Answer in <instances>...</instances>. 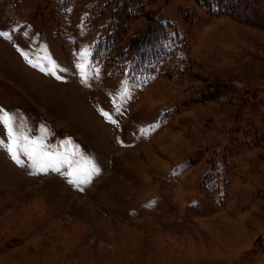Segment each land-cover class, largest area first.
I'll return each mask as SVG.
<instances>
[{
  "label": "rangeland",
  "instance_id": "obj_1",
  "mask_svg": "<svg viewBox=\"0 0 264 264\" xmlns=\"http://www.w3.org/2000/svg\"><path fill=\"white\" fill-rule=\"evenodd\" d=\"M93 1L0 4V109L52 155L17 164L0 125V264H264V0H143L111 58L157 18L175 36L135 77L91 60ZM65 153L99 174L81 184Z\"/></svg>",
  "mask_w": 264,
  "mask_h": 264
},
{
  "label": "trees",
  "instance_id": "obj_2",
  "mask_svg": "<svg viewBox=\"0 0 264 264\" xmlns=\"http://www.w3.org/2000/svg\"><path fill=\"white\" fill-rule=\"evenodd\" d=\"M51 7L54 1L60 2L61 8L65 9L70 0H44ZM198 0L200 5L209 12L222 13L230 11L234 13L235 8H249L255 0ZM9 2L18 5L20 0H0V4ZM235 5L232 9L229 3ZM233 7V6H232ZM144 9L143 0H95L88 5V23L94 25L99 23L98 35L92 48V61L105 65L112 74L149 75L161 73L167 60L169 51L167 43L175 35V25L171 22L150 21L143 29L134 34L128 47L111 58L116 46L120 43L126 33L129 23L142 14ZM194 17L195 13L190 12ZM140 47L131 52L137 42L143 36ZM116 62V63H115Z\"/></svg>",
  "mask_w": 264,
  "mask_h": 264
},
{
  "label": "snow or ice",
  "instance_id": "obj_3",
  "mask_svg": "<svg viewBox=\"0 0 264 264\" xmlns=\"http://www.w3.org/2000/svg\"><path fill=\"white\" fill-rule=\"evenodd\" d=\"M0 36L5 37L6 39H11L7 32H0ZM21 55L24 56L25 60H27L29 64H32V61L29 60L23 52H21ZM88 56L89 52L87 50L80 54L81 60H86ZM37 66L38 65H33V67ZM57 67L58 66L53 63L48 69L47 74L54 75ZM77 67L81 73V76L87 77V73L84 70V65L80 64ZM40 70L45 71L44 68H41ZM59 78L60 77H57V79ZM117 111L119 112V108H117ZM101 115L108 119L110 123H117V121L113 120L109 114L103 110H101ZM17 121V117H14L12 114L4 111L3 109H0V125H3L7 131L8 138L12 141V144L8 148L11 159L17 164H21L18 151H22L32 161L34 167H39L41 172L46 171L47 162L52 160V155L47 150L48 146L43 142V136L35 139L29 137L25 134L23 121L20 120L19 123H17ZM67 143L70 142H66L65 147L67 146ZM62 159L70 169H73V171L68 173L70 177L74 174L78 177H82V179H80L81 184L89 183L91 178L94 175H98L100 172V169L95 165L94 162L90 160V158L81 157L79 160L75 161V168H73L74 162L68 159L67 153L64 154ZM57 171H59V169H57ZM69 183L74 184L76 181L69 180Z\"/></svg>",
  "mask_w": 264,
  "mask_h": 264
}]
</instances>
